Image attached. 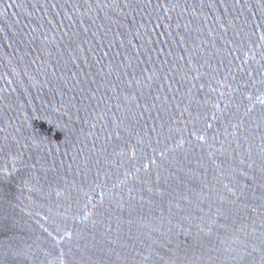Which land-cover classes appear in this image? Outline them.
Listing matches in <instances>:
<instances>
[{
	"label": "water",
	"instance_id": "95a60500",
	"mask_svg": "<svg viewBox=\"0 0 264 264\" xmlns=\"http://www.w3.org/2000/svg\"><path fill=\"white\" fill-rule=\"evenodd\" d=\"M0 264H264V0H0Z\"/></svg>",
	"mask_w": 264,
	"mask_h": 264
}]
</instances>
